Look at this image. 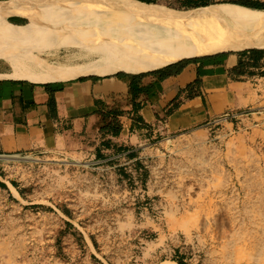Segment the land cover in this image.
Segmentation results:
<instances>
[{
  "label": "rangeland",
  "instance_id": "rangeland-1",
  "mask_svg": "<svg viewBox=\"0 0 264 264\" xmlns=\"http://www.w3.org/2000/svg\"><path fill=\"white\" fill-rule=\"evenodd\" d=\"M109 1L39 0L43 7L14 15L27 17L31 44L68 45L80 64H108L103 38L146 29L127 12L145 3ZM224 1L237 0H216L232 4ZM173 3L151 5L177 10ZM29 46L0 36V63L11 72L10 60H35ZM93 47L104 56L89 54ZM100 136H87L79 154L0 158L9 183L0 190V264H264V95L131 153L103 147Z\"/></svg>",
  "mask_w": 264,
  "mask_h": 264
},
{
  "label": "crops",
  "instance_id": "crops-1",
  "mask_svg": "<svg viewBox=\"0 0 264 264\" xmlns=\"http://www.w3.org/2000/svg\"><path fill=\"white\" fill-rule=\"evenodd\" d=\"M7 2L11 0H0V4ZM10 18L21 24L27 20L20 15ZM185 60L193 61L178 66ZM156 71L141 79L87 76L91 78L83 82L77 81L81 77L37 81L9 78L10 72L0 63V158L48 152L83 153L87 136L99 133L97 102L129 104L131 86H138L141 91L135 97L134 111L121 118V134L100 136L99 140L110 141L113 150L134 146L129 153L155 138L186 132L229 112L249 109L264 95V49L184 59ZM0 183L9 188L2 176Z\"/></svg>",
  "mask_w": 264,
  "mask_h": 264
},
{
  "label": "bare ground",
  "instance_id": "bare-ground-1",
  "mask_svg": "<svg viewBox=\"0 0 264 264\" xmlns=\"http://www.w3.org/2000/svg\"><path fill=\"white\" fill-rule=\"evenodd\" d=\"M38 1L32 0L23 5H20L23 2L0 4V36H12L17 42L30 44L29 47L35 49L38 55L35 60L33 57L25 58L23 63L10 60L12 71L8 74L9 78L68 81L78 77L109 76L120 72L143 74L184 59L250 48L264 49V10L217 3L192 11H178L122 0L133 5L127 11L128 16L137 18L139 23L144 24L146 29L141 31L145 34L122 40L103 38L102 41L108 39L110 44L106 50L112 57L108 64H80L75 61L78 55H71L68 45L48 47L45 42L31 44L29 41L34 32L29 27L3 23V18L33 11V8L39 7ZM111 1L109 3L112 4L114 1ZM41 4L39 5L42 6ZM156 24L160 28L154 27ZM71 40L75 41L74 38ZM95 48H91L89 54L102 56L103 52L97 48L96 51ZM18 159L33 158L27 156Z\"/></svg>",
  "mask_w": 264,
  "mask_h": 264
},
{
  "label": "trees",
  "instance_id": "trees-1",
  "mask_svg": "<svg viewBox=\"0 0 264 264\" xmlns=\"http://www.w3.org/2000/svg\"><path fill=\"white\" fill-rule=\"evenodd\" d=\"M132 1H136V2H141V3H145V4H157L159 2V0H132ZM228 2V3H232V4H236V5H240L243 7H248L251 9H258V10H264V3L258 2V1H252V0H237V1H224ZM216 2V0H175V4H171L169 7L177 9V10H181V11H192L194 9H198L201 7H206L210 5H214ZM10 22L14 23V24H19L21 25V23H18L15 19H11ZM251 53H256V50H251ZM190 61L193 60H185L181 63L178 64V66H181L185 63H188ZM158 71L155 72H148V73H143V74H139V75H128L125 73H118L116 75H114L113 77H117V78H123V79H127V78H143L145 76L148 75H152L154 73H157ZM91 77H82L77 79V81L79 82H83L87 79H90ZM102 78V77H99ZM103 78H112L111 76L109 77H103ZM141 91V89L138 86H131L130 90H129V96H131L130 99V105L128 103H125V105H107L105 102H97V115L99 116L100 119V123H99V132L103 135V137L110 135V136H119L123 130V123H122V117L125 114H131L134 111L136 102H135V97L137 96V94H139V92ZM128 102V100H127ZM122 106H131L132 109L131 110H125L122 109ZM133 118V117H132ZM102 146L105 148H110L111 147V143L110 141L106 140L103 141ZM0 187L1 188H6L4 184L0 183ZM179 264H182L179 262Z\"/></svg>",
  "mask_w": 264,
  "mask_h": 264
}]
</instances>
